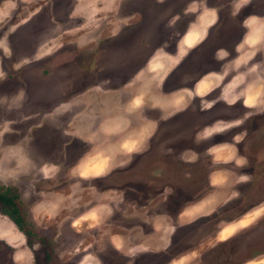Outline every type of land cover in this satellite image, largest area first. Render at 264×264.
Instances as JSON below:
<instances>
[{
    "label": "rangeland",
    "instance_id": "rangeland-1",
    "mask_svg": "<svg viewBox=\"0 0 264 264\" xmlns=\"http://www.w3.org/2000/svg\"><path fill=\"white\" fill-rule=\"evenodd\" d=\"M0 191V264H264V0H0Z\"/></svg>",
    "mask_w": 264,
    "mask_h": 264
},
{
    "label": "flooded vegetation",
    "instance_id": "flooded-vegetation-1",
    "mask_svg": "<svg viewBox=\"0 0 264 264\" xmlns=\"http://www.w3.org/2000/svg\"><path fill=\"white\" fill-rule=\"evenodd\" d=\"M166 159H168V157ZM241 230L242 231L240 232L236 231V235L234 236L229 235L227 237H222L217 239L218 243L220 244L224 243L230 246V248L227 249H228V255L231 257L234 254L233 252H235V254L238 255L240 252H242L240 253V256L244 260V262L249 260H254L260 256H264V243H263L264 237H263V242H261V244L254 243L255 241H260L261 238L259 237V235L264 234V221L260 223H252V225H243V227H241ZM218 232L219 230L217 231V233ZM238 247H241L239 248L240 250L238 249ZM235 248L237 249V251L235 250ZM229 256L226 255V257ZM226 261L227 258H225V261L220 264H231V263H227Z\"/></svg>",
    "mask_w": 264,
    "mask_h": 264
},
{
    "label": "trees",
    "instance_id": "trees-1",
    "mask_svg": "<svg viewBox=\"0 0 264 264\" xmlns=\"http://www.w3.org/2000/svg\"><path fill=\"white\" fill-rule=\"evenodd\" d=\"M0 203L5 208V212L11 217L17 227L24 231V220L19 214L18 207L14 201V196L8 195L6 192L0 191ZM28 232L27 229H25Z\"/></svg>",
    "mask_w": 264,
    "mask_h": 264
}]
</instances>
